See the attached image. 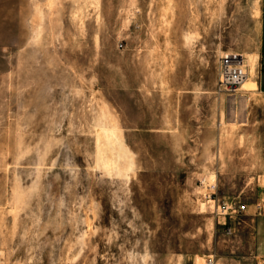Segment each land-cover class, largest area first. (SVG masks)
Instances as JSON below:
<instances>
[{
    "label": "rangeland",
    "instance_id": "1",
    "mask_svg": "<svg viewBox=\"0 0 264 264\" xmlns=\"http://www.w3.org/2000/svg\"><path fill=\"white\" fill-rule=\"evenodd\" d=\"M259 10L0 0V264H264Z\"/></svg>",
    "mask_w": 264,
    "mask_h": 264
},
{
    "label": "built area",
    "instance_id": "2",
    "mask_svg": "<svg viewBox=\"0 0 264 264\" xmlns=\"http://www.w3.org/2000/svg\"><path fill=\"white\" fill-rule=\"evenodd\" d=\"M247 78V69L242 64H238V59L230 55H224L219 59V78L217 88L219 92L229 93L231 95L236 94L241 83ZM213 203V201H211ZM260 210V207H256ZM218 212L215 214L216 217L222 218L224 221L231 218V214L236 212L237 214H243L246 210L244 205L237 206L234 211L226 206L224 203L217 206ZM216 210V211H217ZM223 225H225L223 223ZM226 233H231L230 227H225ZM207 264H213L211 259L207 260Z\"/></svg>",
    "mask_w": 264,
    "mask_h": 264
},
{
    "label": "crops",
    "instance_id": "3",
    "mask_svg": "<svg viewBox=\"0 0 264 264\" xmlns=\"http://www.w3.org/2000/svg\"><path fill=\"white\" fill-rule=\"evenodd\" d=\"M259 14H260V19L258 22L259 23V25H258V28H259V48H258L257 55H254L256 63H257V60L259 61V68H258V71H255L256 74L254 75V78H253V79H255V83L254 82L253 83H254V88H255L257 94L264 96V0H260ZM256 224H258V220L256 221ZM237 226H239V225H237ZM260 243L258 242L259 246H260ZM262 247H264L263 243H262Z\"/></svg>",
    "mask_w": 264,
    "mask_h": 264
},
{
    "label": "bare ground",
    "instance_id": "4",
    "mask_svg": "<svg viewBox=\"0 0 264 264\" xmlns=\"http://www.w3.org/2000/svg\"><path fill=\"white\" fill-rule=\"evenodd\" d=\"M230 56L236 57L238 59V64L239 65L242 64L243 66H245L244 63H246V61L242 56H238V55H230ZM252 73L253 74L250 75V72L247 71V78H246V80H244L241 83L240 90H243L244 86L249 82V80L254 78V75H255V58H252Z\"/></svg>",
    "mask_w": 264,
    "mask_h": 264
}]
</instances>
